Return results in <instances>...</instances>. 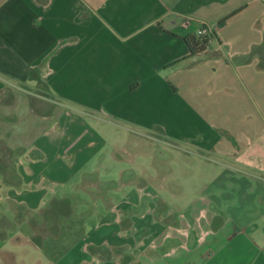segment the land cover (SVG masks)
<instances>
[{
  "label": "crops",
  "instance_id": "crops-1",
  "mask_svg": "<svg viewBox=\"0 0 264 264\" xmlns=\"http://www.w3.org/2000/svg\"><path fill=\"white\" fill-rule=\"evenodd\" d=\"M263 188L264 0H0V264H264Z\"/></svg>",
  "mask_w": 264,
  "mask_h": 264
},
{
  "label": "rangeland",
  "instance_id": "rangeland-1",
  "mask_svg": "<svg viewBox=\"0 0 264 264\" xmlns=\"http://www.w3.org/2000/svg\"><path fill=\"white\" fill-rule=\"evenodd\" d=\"M111 126H117V127H120V126H118V125H111ZM113 129H114V127H113ZM127 130H129V131H127ZM133 131H131L130 130V128H128V126L127 125H122V127H121V129H119V133L121 134V136H122V141H120L122 144H123V146H124V149L125 150H128V144H130V143H133V139L134 138H137V136L135 135V134H138L137 132L134 134V133H132ZM138 140H141V139H138ZM129 142V143H128ZM153 147H155V148H158V147H160V146H156V145H154ZM173 164V163H172ZM186 164V163H185ZM187 164H190V167L191 166H193L192 167V169H191V172L192 171H196L197 169H198V167L200 166V165H206V163L205 162H199V160L198 159H196V160H194L193 159V157H192V155H189L188 156V162H187ZM212 164H216L215 163V161L214 162H212ZM174 167H176V165H174ZM215 167L216 166H214V170H215ZM179 170H180V168H179ZM216 171V170H215ZM215 171L214 172H211V173H205L204 174V176H205V178H203L202 176H199V175H197L198 177H199V181H197L196 180V178H193V177H195L196 175H194L195 174V172H193L194 174L191 176L192 178H193V181L194 182H199L200 183V186H201V182H204V181H206V180H208V176L209 175H216L217 177H218V174L219 175H224V176H227L228 175V173H225V172H220V173H215ZM200 173H202V172H200ZM176 174H178L177 172H176ZM190 174H192V173H190ZM220 179V181L222 182L225 178H219ZM253 183H255V182H253ZM202 188V187H201ZM254 188V187H253ZM253 188H248L247 189V191L246 190H243V189H241L240 191H242V192H244V191H246V193H245V195H247V192H253L254 193V190H255V192L259 189V188H255V189H253ZM264 189V188H263ZM200 190V189H199ZM202 190V189H201ZM226 193H231V194H233V196H235V195H237V193H232V191L230 190H227L226 189V191H225ZM213 193V192H212ZM192 195H195L194 193L192 194ZM214 197H217V196H219L220 194H219V191H218V189H216V190H214V193L212 194ZM240 195V194H239ZM253 195V194H252Z\"/></svg>",
  "mask_w": 264,
  "mask_h": 264
},
{
  "label": "trees",
  "instance_id": "trees-1",
  "mask_svg": "<svg viewBox=\"0 0 264 264\" xmlns=\"http://www.w3.org/2000/svg\"><path fill=\"white\" fill-rule=\"evenodd\" d=\"M184 40L189 49L190 58L202 53L207 47L206 41L202 40L197 35L188 36Z\"/></svg>",
  "mask_w": 264,
  "mask_h": 264
},
{
  "label": "built area",
  "instance_id": "built-area-1",
  "mask_svg": "<svg viewBox=\"0 0 264 264\" xmlns=\"http://www.w3.org/2000/svg\"><path fill=\"white\" fill-rule=\"evenodd\" d=\"M197 36L200 37L202 40L206 41L207 45L210 44L213 40V33L212 31L206 26H200Z\"/></svg>",
  "mask_w": 264,
  "mask_h": 264
}]
</instances>
